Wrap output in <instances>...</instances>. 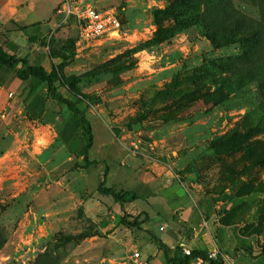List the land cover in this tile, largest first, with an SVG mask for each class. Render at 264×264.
I'll return each instance as SVG.
<instances>
[{
    "label": "rangeland",
    "instance_id": "rangeland-1",
    "mask_svg": "<svg viewBox=\"0 0 264 264\" xmlns=\"http://www.w3.org/2000/svg\"><path fill=\"white\" fill-rule=\"evenodd\" d=\"M80 1L114 8L121 36L82 41L70 22L28 59L98 101L79 104L98 164L84 166L80 117L46 84L19 80L20 66L0 65V264H165L156 240L215 256L223 243L224 264H264L262 95L215 65L264 70V0ZM218 19L239 21L254 43H211ZM105 170L106 187L137 199L121 209L101 195ZM123 212L141 228L121 224Z\"/></svg>",
    "mask_w": 264,
    "mask_h": 264
},
{
    "label": "trees",
    "instance_id": "trees-1",
    "mask_svg": "<svg viewBox=\"0 0 264 264\" xmlns=\"http://www.w3.org/2000/svg\"><path fill=\"white\" fill-rule=\"evenodd\" d=\"M210 31L208 33V38L211 43L218 46H226L229 44L242 42V43H254V34L246 26L235 21L233 23L225 22L224 19H218L213 22L207 23L206 28ZM226 37V38H225ZM239 58L227 59L226 61H220L215 64L220 70L231 71L235 74V80L237 89L245 88L244 91L247 92L250 89V85L255 88L256 93L262 95V99L259 103L261 107V112L264 114V70L256 69L255 67H249L248 65H243L238 63ZM0 65L6 66L8 68H16V76L21 81H27L29 78L37 79L39 83L46 84L48 95L57 104L65 105L73 114L80 117L81 124L78 128V133L81 138H87V143L83 149V160L84 166L88 168L90 165L98 164L97 161L89 160V152L93 146V135L92 129L90 127L89 121L87 120L83 110L79 108V104L87 102L89 104H97V100L91 101V98L87 96H80L74 88L73 83L63 82L62 78L58 73L52 70L47 73L43 66L41 65H30L26 59H19L14 56H2L0 55ZM62 81V82H61ZM57 82H61L62 86H71V98L64 96L58 89ZM69 85V86H68ZM107 170L104 173V180L98 186V192L104 196H112L114 200L119 203L121 209L123 205L127 202L136 200L137 198L130 193V197L125 200L123 196L118 195L113 188H108L105 186V177ZM143 222L139 220V216H130L123 212L121 217V224L125 227L141 228ZM151 240L154 237L150 234ZM159 250L163 252L165 264H190L193 260H200L206 264H224L222 254H227L225 251V245L220 243L218 246V254L215 258H210L209 253L204 250H192L189 255H185L181 248L175 249L173 252L170 251L167 246L158 241ZM261 254H264V249Z\"/></svg>",
    "mask_w": 264,
    "mask_h": 264
},
{
    "label": "crops",
    "instance_id": "crops-1",
    "mask_svg": "<svg viewBox=\"0 0 264 264\" xmlns=\"http://www.w3.org/2000/svg\"><path fill=\"white\" fill-rule=\"evenodd\" d=\"M43 1L49 4V13L39 18V8L44 5ZM61 2L62 0H0V49H3L6 55H12L13 51L16 52V58L23 56V52H26L27 49L26 55L28 54V57L26 60L29 62L28 58L36 51L39 39L49 42L51 34L60 27L62 28L63 25L59 24L60 19L55 16V11ZM97 7L102 8L103 6ZM73 27L75 26L73 25ZM28 28L33 29L29 35L26 34ZM47 34H49L48 38L45 39ZM18 38L26 41L27 46L21 47L17 44ZM145 183L152 182L147 181ZM146 185L149 186L150 184ZM187 210L190 211L184 200V211ZM190 242V244H195L193 238Z\"/></svg>",
    "mask_w": 264,
    "mask_h": 264
},
{
    "label": "built area",
    "instance_id": "built-area-1",
    "mask_svg": "<svg viewBox=\"0 0 264 264\" xmlns=\"http://www.w3.org/2000/svg\"><path fill=\"white\" fill-rule=\"evenodd\" d=\"M60 25L72 22L82 41H95L105 38H118L122 34V23L114 8H98L92 3L80 0H62L55 11ZM184 250L185 255H189ZM215 258V253L209 254Z\"/></svg>",
    "mask_w": 264,
    "mask_h": 264
}]
</instances>
